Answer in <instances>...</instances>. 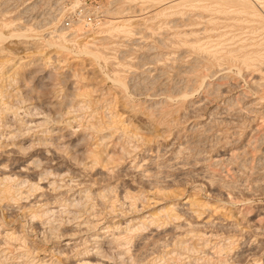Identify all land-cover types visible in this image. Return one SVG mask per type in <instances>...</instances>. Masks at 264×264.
<instances>
[{
    "label": "rangeland",
    "instance_id": "obj_1",
    "mask_svg": "<svg viewBox=\"0 0 264 264\" xmlns=\"http://www.w3.org/2000/svg\"><path fill=\"white\" fill-rule=\"evenodd\" d=\"M246 1L258 18L197 7L214 0L164 16L0 0L3 34H24L0 41V264H264V60L193 49L262 44L264 0ZM64 2L86 9L69 32L54 28ZM59 33L64 48L46 41ZM93 41L103 59L75 50Z\"/></svg>",
    "mask_w": 264,
    "mask_h": 264
},
{
    "label": "bare ground",
    "instance_id": "obj_2",
    "mask_svg": "<svg viewBox=\"0 0 264 264\" xmlns=\"http://www.w3.org/2000/svg\"><path fill=\"white\" fill-rule=\"evenodd\" d=\"M124 1V0H123ZM126 1V0H125ZM131 2V1H133V0H127V2ZM143 1H145V2H151V3H154V4H160V3H163V5L161 6H159V8L158 9H156V10H154L155 11V15L156 16H164L165 15V11L168 9V11H169V8H173V7H178L179 5H180V7L179 8H181V5H184V3H186L187 2V0H143ZM193 1V0H192ZM202 1V0H201ZM212 1V0H211ZM214 2L216 3L215 5L217 6H211V5H202V3H201V5L202 6H197V7H199V8H201V9H203V10H210V11H216V12H225L226 14H228V10L226 11L225 9V6L224 5H226L227 6V4H229V3H232L233 4V2L235 3V4H237V6H238V8H236L235 10H233V9H231V10H233V12L235 13H237V12H239V13H237V14H240V13H245L246 15H249L250 17H255V18H258L259 16H258V13L249 5V3L246 1V0H214ZM165 3V4H164ZM190 3V2H189ZM188 3V5H192V3H190L189 4ZM76 4V3H75ZM194 5V4H193ZM264 5V4H263ZM187 6V5H186ZM236 6V5H235ZM185 7V6H184ZM178 10H180V9H178ZM181 10H182V8H181ZM180 10V11H181ZM185 10V9H184ZM175 11V10H174ZM168 13V12H167ZM176 13V12H175ZM233 13V14H234ZM235 13V14H236ZM232 13H230L229 15H231ZM244 15V14H243ZM55 17V16H54ZM238 17V16H237ZM246 17V16H245ZM56 19V18H55ZM129 19V18H128ZM248 19V18H247ZM252 19V18H251ZM238 20V19H237ZM259 20V19H258ZM125 21V20H124ZM126 21H127V18H126ZM260 21V20H259ZM4 22V21H3ZM80 23H82V22H80ZM109 23V25H108V27L106 28V30H105V32H108V35L110 34L111 36L113 35V33L115 32V34H116V32H119V31H121V32H124L125 34L127 33V34H129L130 33V27H129V29L127 28V26H123V27H121V28H119V26H117V25H114V24H111L112 23V21H109L108 22ZM261 23V22H260ZM264 23V22H263ZM7 24H9L8 22H4V24L2 25V26H0V41H2V40H4V39H6V38H9V37H21V36H23L24 34H23V32H21L20 30V32L18 31L17 32V29H15L16 31H13V32H10L9 33V35H7V36H5L4 34H3V32H2V28L3 27H7V29H8V25ZM92 24V23H91ZM123 24H126L125 22L123 23ZM10 25V24H9ZM82 25V24H81ZM93 25H94V23H93ZM121 25V24H120ZM127 25V24H126ZM130 25V24H129ZM128 25V26H129ZM255 25V24H254ZM257 25V24H256ZM259 25V24H258ZM83 26V25H82ZM98 26H100V24L98 25ZM10 27H12V24H11V26ZM88 27V26H87ZM92 27V26H91ZM261 27H263V26H261ZM81 27L80 26H77V29H80ZM14 29V28H13ZM90 28H87V30H89ZM260 29H262V28H260ZM57 30V29H56ZM263 30V29H262ZM12 31V30H11ZM252 31V30H251ZM253 31H255V29L253 30ZM252 31V32H253ZM104 32V31H103ZM118 34V33H117ZM109 35V36H110ZM233 37V36H232ZM50 39L48 40H46L47 41V43H49V44H52V45H54L55 47H57V48H64V46L66 45V36L64 35V34H62V33H59V34H56V35H54V36H51V37H49ZM179 39H180V37H179ZM178 39V40H179ZM184 39V38H183ZM181 39V41L183 42V43H187V41L184 39ZM243 39V38H242ZM251 39V38H250ZM160 41V40H159ZM180 41V42H181ZM63 42L65 43L64 44V46H63ZM89 42V41H88ZM166 42V41H165ZM225 42V41H224ZM254 42V41H253ZM253 42H251V43H253ZM85 43V42H84ZM96 43L97 42H95V41H93L91 44H83V45H81L80 44V46H78V49H75V50H77V52L78 53H83V54H86V55H89L91 58H94V59H103V57H104V55H102V52H101V50H99L98 49V45H96ZM182 43V44H183ZM210 43V42H209ZM245 43V42H244ZM250 43V42H249ZM250 43V44H251ZM264 43V41L262 42V44ZM99 44V43H98ZM258 44H259V42H258ZM257 44V45H258ZM262 44H259L258 46L257 45H255V47H254V49H251L248 45H246V44H239L238 45V43H237V46H233V47H229V48H227V49H223V50H219V49H216V47L215 48H212V47H206V45H204V44H198L197 46H195V47H193V49H195V50H197V51H202V53H204V51H208V53H209V57L208 58H210V57H212L211 59H215L214 60V63H215V61L217 60V63L219 62V60L220 59H229V60H233V59H238V58H240L241 59V63L247 68V67H257V65H259V63H262V60H264V49H262L263 47H260ZM76 45V44H75ZM76 46V47H77ZM189 46V45H188ZM191 46H193V45H191ZM246 46H248L250 49L248 50V47H246ZM252 46V45H251ZM257 46V47H256ZM264 46V45H263ZM66 47V46H65ZM68 48V47H67ZM100 48V47H99ZM191 48V47H190ZM212 48V49H211ZM60 50H62V49H60ZM64 50V49H63ZM66 50V49H65ZM196 53V52H195ZM200 54H201V52H200ZM205 54V53H204ZM206 55V54H205ZM208 56V55H207ZM239 60V59H238ZM212 65V64H211ZM115 77L117 78V76L115 75ZM264 77V76H263ZM116 80V79H115ZM118 80V79H117ZM116 80V81H117ZM119 81V80H118ZM255 82V81H254ZM118 84H120L119 82H118ZM257 84H259V83H257ZM122 85H123V83H122ZM85 94H86V92H84ZM82 95V94H81ZM87 95L88 94H86V96H83V97H86L87 98ZM82 97V96H81ZM84 100V99H83ZM87 102H88V100H87ZM89 103V102H88ZM91 118H93V117H91ZM90 125V124H89ZM97 129H98V126H96V125H94ZM95 128V129H96ZM96 152V151H95ZM95 152L92 154V157H93V162L95 163V164H97L98 162H99V158L100 157H98L97 155H95ZM90 154V153H89ZM90 154V155H91ZM102 154V153H101ZM100 155V154H99ZM101 156V155H100ZM91 157V156H90ZM111 158V157H110ZM101 159V158H100ZM102 160H103V158H102ZM109 160H111V159H109ZM114 160V159H113ZM113 160H111V161H113ZM104 161V160H103ZM187 161V160H186ZM100 163H102V162H100ZM99 165V164H98ZM28 167V166H27ZM214 171V170H213ZM24 174V173H23ZM4 180L5 181H10V178L9 177H6V178H4ZM8 185V184H7ZM32 185V184H31ZM31 188L32 189H37L38 188V185L36 184V185H32L31 186ZM12 188L10 187V186H5L4 188H2V190H1V192H2V194H10V191H12L11 190ZM13 192V191H12ZM87 193V192H86ZM101 196L103 195V194H100ZM99 195V196H100ZM222 195V194H221ZM6 196V195H5ZM10 196V195H9ZM87 197H88V194L86 195ZM104 196V195H103ZM102 196V197H103ZM7 197V196H6ZM12 197V196H11ZM1 198V197H0ZM190 201V200H189ZM191 202V201H190ZM75 204V203H74ZM77 204V203H76ZM76 204H75V206H76ZM44 205V204H43ZM83 205V204H82ZM202 205V204H201ZM170 207V206H169ZM173 207H171V210H170V208H168L169 209V211L167 212L166 211V209H165V214H166V217L168 216V219L169 218H171V217H173L174 216V214L172 213V211H174L173 209H172ZM167 209V210H168ZM164 212V211H163ZM49 213H51V211L50 210H48V209H42L41 211L39 210V212L37 211L36 213H35V215H33L34 217H38V218H40V217H42L43 215H47V214H49ZM157 214V213H156ZM160 215V214H159ZM148 218V217H147ZM165 218V217H164ZM151 220V219H150ZM153 220V219H152ZM176 220V219H175ZM167 222V221H166ZM188 223V222H187ZM48 227V226H47ZM53 230V229H52ZM129 230V229H128ZM6 234V233H5ZM196 236V235H195ZM6 237L7 238H15V236H13L12 234H6ZM17 238V237H16ZM126 238V237H125ZM19 239V238H18ZM22 239V238H21ZM117 239V238H116ZM180 247H181V244L179 245ZM183 249V248H182ZM11 253V252H10ZM25 253V252H24ZM22 254V253H21ZM20 254V255H21ZM25 255V254H24ZM23 255V256H24ZM222 255V254H221ZM22 256V257H23ZM85 258V257H84ZM83 258V259H84ZM88 258L89 257H87L86 259L88 260ZM172 258V257H171ZM81 260V263H79V264H90L87 260L85 261V259L84 260ZM92 260V259H91ZM94 262V261H93ZM99 262V261H98ZM195 263V262H194ZM197 263V262H196ZM200 263H202V264H209V263H205V262H200ZM97 264V263H96ZM177 264V263H176Z\"/></svg>",
    "mask_w": 264,
    "mask_h": 264
},
{
    "label": "built area",
    "instance_id": "obj_3",
    "mask_svg": "<svg viewBox=\"0 0 264 264\" xmlns=\"http://www.w3.org/2000/svg\"><path fill=\"white\" fill-rule=\"evenodd\" d=\"M57 1V0H55ZM61 1V0H60ZM70 3H63L64 6V11H63V16L61 15L58 19H55L56 23H58V26L55 25L54 23V28L57 30H63L64 32H69L70 30H72V25L74 23L75 20H78V17H80L81 15H83V12L86 10L84 9V7L80 8V9H72L73 4L70 5ZM62 17V18H61ZM86 25L85 24V29H86Z\"/></svg>",
    "mask_w": 264,
    "mask_h": 264
}]
</instances>
